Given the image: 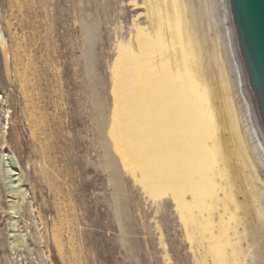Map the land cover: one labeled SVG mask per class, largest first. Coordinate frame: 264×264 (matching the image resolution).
<instances>
[{"label":"rangeland","instance_id":"1","mask_svg":"<svg viewBox=\"0 0 264 264\" xmlns=\"http://www.w3.org/2000/svg\"><path fill=\"white\" fill-rule=\"evenodd\" d=\"M143 15L142 0H0V264H200L111 133V69Z\"/></svg>","mask_w":264,"mask_h":264},{"label":"bare ground","instance_id":"2","mask_svg":"<svg viewBox=\"0 0 264 264\" xmlns=\"http://www.w3.org/2000/svg\"><path fill=\"white\" fill-rule=\"evenodd\" d=\"M142 8L146 25L139 16L111 69L117 150L175 203L200 264H264V142L225 0H142Z\"/></svg>","mask_w":264,"mask_h":264},{"label":"water","instance_id":"3","mask_svg":"<svg viewBox=\"0 0 264 264\" xmlns=\"http://www.w3.org/2000/svg\"><path fill=\"white\" fill-rule=\"evenodd\" d=\"M244 91L264 142V0H225Z\"/></svg>","mask_w":264,"mask_h":264}]
</instances>
